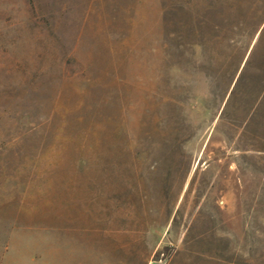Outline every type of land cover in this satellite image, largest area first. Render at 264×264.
I'll return each mask as SVG.
<instances>
[{"label": "rangeland", "instance_id": "374dc122", "mask_svg": "<svg viewBox=\"0 0 264 264\" xmlns=\"http://www.w3.org/2000/svg\"><path fill=\"white\" fill-rule=\"evenodd\" d=\"M261 28L264 0H0V264H264Z\"/></svg>", "mask_w": 264, "mask_h": 264}, {"label": "crops", "instance_id": "0c3cea01", "mask_svg": "<svg viewBox=\"0 0 264 264\" xmlns=\"http://www.w3.org/2000/svg\"><path fill=\"white\" fill-rule=\"evenodd\" d=\"M263 29L264 28H261L259 34L262 32ZM21 246L22 245L20 243L17 242L15 243L13 239H9L6 247L5 257L21 258L23 259V261H25L24 264H60L59 262H57L56 259L51 260L50 258L45 257L41 252V249H39L33 242L30 243L24 242L23 246L22 247ZM153 251L151 252V254L153 253ZM151 254L145 258L144 264H147L152 260ZM90 264H126V263L118 260H102Z\"/></svg>", "mask_w": 264, "mask_h": 264}, {"label": "built area", "instance_id": "2783aa9c", "mask_svg": "<svg viewBox=\"0 0 264 264\" xmlns=\"http://www.w3.org/2000/svg\"><path fill=\"white\" fill-rule=\"evenodd\" d=\"M152 262H154L155 264H164V262L161 261V260H151V261L148 262L147 264H151Z\"/></svg>", "mask_w": 264, "mask_h": 264}, {"label": "water", "instance_id": "95a60500", "mask_svg": "<svg viewBox=\"0 0 264 264\" xmlns=\"http://www.w3.org/2000/svg\"><path fill=\"white\" fill-rule=\"evenodd\" d=\"M151 264H155L154 262H152Z\"/></svg>", "mask_w": 264, "mask_h": 264}]
</instances>
